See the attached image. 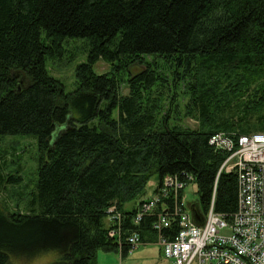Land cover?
<instances>
[{"label": "trees", "instance_id": "trees-1", "mask_svg": "<svg viewBox=\"0 0 264 264\" xmlns=\"http://www.w3.org/2000/svg\"><path fill=\"white\" fill-rule=\"evenodd\" d=\"M66 39L88 43L70 93L45 66ZM98 62L109 70L97 73ZM181 95L195 128L164 110ZM216 133H264V0H0V138L38 147L23 210L0 209V264L48 254L97 264L98 250L125 257L134 233L155 244L154 218L133 221L153 177V195L175 176L195 185L202 218L213 201L228 219L237 179L219 173ZM21 182L0 171V186Z\"/></svg>", "mask_w": 264, "mask_h": 264}, {"label": "built area", "instance_id": "built-area-1", "mask_svg": "<svg viewBox=\"0 0 264 264\" xmlns=\"http://www.w3.org/2000/svg\"><path fill=\"white\" fill-rule=\"evenodd\" d=\"M209 145L226 155L219 173L236 175L235 212L226 219L214 212L212 201L202 225H196L183 202L188 183L167 176L156 193L141 203L134 224L145 216L154 218L155 244L170 264H264V133H216L210 137ZM159 203L161 211L156 212ZM174 224L176 234L169 239L162 232ZM119 231V227L111 229L109 235L119 237ZM125 243L128 253L143 245L136 233L129 235Z\"/></svg>", "mask_w": 264, "mask_h": 264}, {"label": "rangeland", "instance_id": "rangeland-1", "mask_svg": "<svg viewBox=\"0 0 264 264\" xmlns=\"http://www.w3.org/2000/svg\"><path fill=\"white\" fill-rule=\"evenodd\" d=\"M88 52V43L83 39H66L62 42L61 52L54 58H47L45 62L48 73L58 79L64 86L66 93L72 92L76 87L75 68L77 65L86 62ZM138 68H133L132 73ZM109 70V65L104 62H98L95 65L97 73H105ZM123 94L127 90L123 89ZM187 98L179 96L175 104L169 105L166 101L164 110H176L179 113L182 126L195 128L196 121L184 117V105ZM38 147L35 138L32 136H3L0 138V171L4 174H10L18 170L22 178L19 186H0V209L9 212L22 211L26 195L34 189L37 170ZM158 186L157 177L151 178L144 191V197H151ZM198 197L196 187L189 183L183 193V202L187 211L190 213L192 207L197 206ZM135 206V202L126 204L125 208L130 209ZM191 214V213H190ZM109 219H104L107 225ZM221 234H228L222 231ZM57 258L51 254L43 255L29 264H65L56 261ZM97 264H170L162 256L160 247L157 244H143L121 257L120 253L104 252L98 250L96 253ZM12 264H28L21 260H14Z\"/></svg>", "mask_w": 264, "mask_h": 264}, {"label": "water", "instance_id": "water-1", "mask_svg": "<svg viewBox=\"0 0 264 264\" xmlns=\"http://www.w3.org/2000/svg\"><path fill=\"white\" fill-rule=\"evenodd\" d=\"M190 213H191V217H192L193 222L196 225L201 226L203 223V219H202V216H201L197 206L192 207L190 210Z\"/></svg>", "mask_w": 264, "mask_h": 264}]
</instances>
